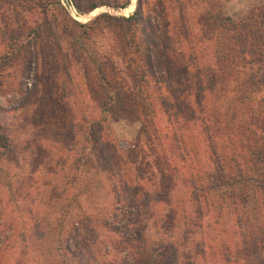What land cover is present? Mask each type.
I'll use <instances>...</instances> for the list:
<instances>
[{"label":"rangeland","instance_id":"374dc122","mask_svg":"<svg viewBox=\"0 0 264 264\" xmlns=\"http://www.w3.org/2000/svg\"><path fill=\"white\" fill-rule=\"evenodd\" d=\"M27 1L33 8L0 3V65L8 63L1 77L0 131L10 145L0 160V264H61L64 257L66 264H147L148 255L155 257L167 246L181 254L196 250L204 240L211 250L198 264H225L218 254L223 241L240 254L241 264L251 263L250 252L237 247V217L244 208L235 210L225 201L223 208L209 207L198 220L189 200L190 178L212 165L210 143L217 149L227 143L223 121L214 128L203 124V104L197 106L195 89L189 97L195 116L186 124L171 116L177 111V90L165 93L161 101L154 94L159 132H153L152 147L141 137V121L112 120L86 92V77L93 81L96 75L94 59L110 54L114 41L110 28L85 25L103 12L131 15L137 0H130V9L103 5L84 14L69 0H60L50 5L45 16L33 0ZM260 4L262 0H223L222 10L238 21ZM39 27L41 34L35 36L31 29ZM39 45L52 46L70 74L63 70L55 76L43 74ZM195 50L204 74L213 65L209 62L214 45L196 42ZM13 56L17 61L10 60ZM230 85L237 86L236 82ZM205 102L212 104V111L218 106L224 113L229 99L206 97ZM207 131L213 134L207 138L210 142L204 135ZM187 148L190 153L183 161L179 153ZM155 149L161 154L169 151L178 169L173 192L179 220L173 233L156 225L168 209L158 200L156 178L147 170L149 178L139 179L131 162L136 154L141 160ZM191 215L196 224L186 220ZM67 243L71 250L65 253ZM143 245L145 258L144 250H139Z\"/></svg>","mask_w":264,"mask_h":264},{"label":"trees","instance_id":"16d2710c","mask_svg":"<svg viewBox=\"0 0 264 264\" xmlns=\"http://www.w3.org/2000/svg\"><path fill=\"white\" fill-rule=\"evenodd\" d=\"M33 1L44 16L50 5L54 2L60 4V0ZM69 2L80 14L90 13L103 5L126 8L130 4V0ZM222 2L223 0H137L136 9L131 15L100 13L85 27L93 29L96 23L110 28L114 45L110 54H103L100 60L94 59L96 75L93 81L86 77V92L101 112L112 120L141 121V137L147 143L152 142V147L156 144L153 132H159L156 109L153 106L154 94L157 93L155 97L161 101L165 93L177 90V111L171 116L182 119L181 122L186 124L189 117L195 116L196 111H191L193 105L189 99L195 89L197 106L200 108L198 104H203V124L214 128V125H220L223 121L227 133V143L220 145L219 151L217 144L209 145L212 153L210 168L204 169L202 174H193L190 178L189 200L194 207L195 217L200 220L212 206L220 210L225 201L233 204L235 210L244 208L237 217L238 228L240 227L237 247L250 252L252 257L250 256L249 264H264V0L238 21L223 13ZM0 3L33 8L32 3L29 4L27 0H0ZM74 22L79 27L84 26L76 20ZM41 30V27L31 29L35 36L40 35ZM85 38L89 39L87 36ZM196 42H211L214 45L209 62H213L212 68L205 67L207 70L204 74L200 69L202 62L195 52ZM39 46L43 74L55 76L62 70L65 75L70 74L58 61L59 56L52 46ZM12 55L18 56V53ZM2 56L9 59L8 54ZM14 56L11 61H17ZM26 58L33 60L30 55H26ZM30 61H26L27 65ZM7 64L4 62L0 65V86L2 70ZM232 82H236L237 86L230 85ZM228 89H232L230 97L227 95ZM1 91L0 88V93ZM206 97L216 98V101L223 97L229 99L224 113L218 106H214L212 109L215 110L212 111V104L205 102ZM207 132L204 134L206 139H212V131ZM98 141L97 138L94 142ZM9 146L8 137L0 131V160ZM189 153L188 148L181 149L179 156L185 161ZM153 156L155 157L152 158ZM169 156V151L161 154L155 149L154 153L143 155L141 160L136 154L131 162L135 163L134 173L139 179L149 178L145 175L147 170L156 178L153 181L158 200L168 207L165 215L157 219L156 225L173 233L179 220V211L174 208L177 200L173 192L177 181L174 175L178 169ZM128 157L130 159V153ZM150 180L152 181L151 177ZM187 219L191 225L196 224L192 215ZM185 240H189L188 237ZM185 240L182 243L186 244ZM201 243L196 250L189 248L181 254L176 253V248L172 252L167 246L155 257L148 255L147 264H172V260L177 264H198L199 258L206 257L207 251L211 250V244L206 240ZM226 243L228 242L223 241L219 248L221 260L225 264H241L240 254ZM63 248L66 253L71 250V245L67 243ZM139 250H144L145 258L147 246H140ZM65 258V262L61 264L67 263ZM245 259L247 260L246 257Z\"/></svg>","mask_w":264,"mask_h":264},{"label":"bare ground","instance_id":"6f19581e","mask_svg":"<svg viewBox=\"0 0 264 264\" xmlns=\"http://www.w3.org/2000/svg\"><path fill=\"white\" fill-rule=\"evenodd\" d=\"M131 7H133V3H132L127 9H130ZM127 9H126V10H127ZM124 10H125V9H124ZM124 10H123V11H124ZM126 10H125V11H126Z\"/></svg>","mask_w":264,"mask_h":264},{"label":"water","instance_id":"95a60500","mask_svg":"<svg viewBox=\"0 0 264 264\" xmlns=\"http://www.w3.org/2000/svg\"><path fill=\"white\" fill-rule=\"evenodd\" d=\"M96 9H99V8H96ZM94 10H95V9H94ZM94 10H93V11H94Z\"/></svg>","mask_w":264,"mask_h":264}]
</instances>
